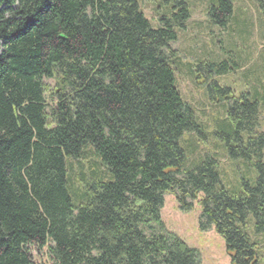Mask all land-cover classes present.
<instances>
[{
    "label": "trees",
    "instance_id": "1",
    "mask_svg": "<svg viewBox=\"0 0 264 264\" xmlns=\"http://www.w3.org/2000/svg\"><path fill=\"white\" fill-rule=\"evenodd\" d=\"M148 1L160 5L158 26L139 0H0V264H36L31 247L51 264H199L195 249L162 233L168 193L183 211L200 203L232 264H261V239L248 234L254 222L264 242L258 93L232 98L228 111L230 154L258 158L256 183L232 192L212 157L185 169L181 138L202 126L170 45L191 12L188 0ZM232 13L220 0L208 17L225 28ZM82 161L94 168L76 185L69 169Z\"/></svg>",
    "mask_w": 264,
    "mask_h": 264
},
{
    "label": "rangeland",
    "instance_id": "2",
    "mask_svg": "<svg viewBox=\"0 0 264 264\" xmlns=\"http://www.w3.org/2000/svg\"><path fill=\"white\" fill-rule=\"evenodd\" d=\"M219 2L188 0L191 18L185 29L178 32V40L170 45L182 60L183 67L176 73L177 86L202 126L200 134L185 133L180 144L186 155L185 169L194 170L207 157L215 158L222 183L239 194L245 192L246 184L252 186L256 183L258 158L248 160L230 154V149L237 147L238 143L228 111L232 98L258 93L259 126L256 131L264 134V0H232L233 20L228 21L225 28L212 23L208 17V12L212 7H218ZM139 4L146 18L153 26H158L159 3L139 0ZM222 62L227 65L226 72L216 75L209 72L210 65ZM211 80L230 92L223 94L216 88L210 92ZM45 83L50 90L54 89L53 81L45 80ZM260 147L264 162V144ZM91 167L94 168V164L74 162L69 169L70 177L78 182V173L84 171L88 174ZM201 215L202 206L198 201L190 211H183L176 196L168 193L160 210L164 225L162 233L175 235L189 248L195 249L199 264H232L224 239L213 225L203 227ZM248 234L252 240L261 239L257 253L260 263L264 264V242L256 234L254 222L249 226ZM30 249L34 263L51 264L46 250Z\"/></svg>",
    "mask_w": 264,
    "mask_h": 264
}]
</instances>
